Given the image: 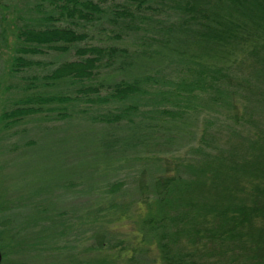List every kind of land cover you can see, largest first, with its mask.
<instances>
[{
	"label": "trees",
	"instance_id": "16d2710c",
	"mask_svg": "<svg viewBox=\"0 0 264 264\" xmlns=\"http://www.w3.org/2000/svg\"><path fill=\"white\" fill-rule=\"evenodd\" d=\"M130 1L136 5L132 6ZM145 1L129 0L111 8L96 0H26L28 13L35 11L39 16L23 17L25 22L16 29L12 72L33 63L26 59V54L54 50L58 53L51 62L56 67L43 77L47 83L67 81L75 88L58 93H26L15 101L12 110L4 112L3 119L12 123L41 112L48 119H62V125L71 118L86 121L96 132L94 159L95 164L101 165L95 167L94 181H97L91 183L94 188L112 177L113 169L129 159L134 146L142 145L143 151H151L163 142L164 130L173 133L164 138L170 145L182 146L187 136L195 134L191 129L196 125L192 113L184 117L186 110L178 114L173 107L160 109L155 104L152 113L162 111L168 117L160 120L143 117L138 114L141 100L182 101L190 108L201 103L197 100L201 94L199 88L209 85L216 88L218 82L225 80L229 90L219 87L222 96L228 105L237 106L238 99L231 89L234 78L229 70L239 58L245 59L249 54L254 55L250 98L263 122L264 0H177L167 20H159L156 27L137 22L146 17L141 10ZM106 20L117 29H143L142 42L134 48L110 43L84 45L98 25L108 29L104 26ZM149 29L154 31L150 33ZM113 30L116 37L122 36ZM70 51L78 58L60 62ZM179 63L195 69L192 79H179L178 85L170 88L160 85L166 82L161 72ZM218 76L222 77L221 81ZM95 105L104 107L105 111L94 113L91 110ZM260 125L257 121L254 131L233 130L229 141L207 153L199 145L204 152L201 157L180 163L183 168L176 163L177 171L166 164L165 170L150 183L142 174L137 189L147 212L139 220L140 249L156 244L160 255L146 257L139 250L129 257L126 255L121 264H264V126ZM83 133L81 140L86 142ZM77 175L65 182L86 185L84 178ZM132 192V189L112 188L107 193L100 191L98 203L95 200L78 218L84 220L83 225L89 221L95 223L98 216L100 221L103 216L98 211L105 204L115 208L108 215H139L132 212V203L114 207L126 201ZM92 213L95 215L91 216ZM56 214L64 219L70 216L67 207L60 208ZM41 218L38 221L45 226L52 228L56 224L54 217L48 221ZM68 228L65 221L57 223L53 235L58 234L59 238L60 232ZM92 236L91 249L104 248L107 232L98 230ZM68 249L73 248L63 246L60 251ZM72 260L69 262H88ZM90 260L114 264L113 260L103 258Z\"/></svg>",
	"mask_w": 264,
	"mask_h": 264
},
{
	"label": "rangeland",
	"instance_id": "374dc122",
	"mask_svg": "<svg viewBox=\"0 0 264 264\" xmlns=\"http://www.w3.org/2000/svg\"><path fill=\"white\" fill-rule=\"evenodd\" d=\"M25 1L11 0L8 3L6 0H0V249L3 254L0 264H78L69 262L71 259H73L72 261L78 259L88 261L83 262L84 264H97L90 260L92 258L113 260L114 264H121L123 259L127 258L126 255L129 257L131 253L142 250L140 249L142 242L139 233V220L147 212L146 205L140 201L142 197L140 190L137 189L138 180L142 174H145L146 178L148 177L147 181L150 183L155 176L165 170L166 164L177 171L180 163L201 157L204 152L198 147L199 145L207 153L218 149L229 141L235 129L243 132L252 129L254 131L257 121L261 124L260 126H264V118L261 122L262 117H257L259 114H256L252 103L254 100L250 98L249 81L253 75L251 61L253 62L254 55H246L245 59H243L244 56L242 59L239 58L229 70L234 78L231 89L238 99L237 106L228 105L222 96L221 89L225 87L229 90L225 80L222 83L218 82L219 86L216 88L210 85L199 88L198 92L201 94L197 100L201 103L190 108L182 101L181 103L179 101L153 103L149 100H141V111L138 114L143 117L151 118L153 116L157 119L168 117L163 116L164 112L162 111L152 113L155 104L160 109L173 107V110L177 109L178 114L186 110L185 114L182 113L184 117L192 113L196 125L191 129L195 130V134L187 136L182 146L170 145L164 141V138L173 135V133L169 131L171 133L169 134L164 130L163 142L152 148L151 151H143L142 145L134 146L130 150L129 159L121 161L113 169L115 172L112 177L103 185H95L96 188H94L91 183L97 181H94L97 173H95V167L97 165L101 167V165L95 164L97 160L94 159L97 155L95 140L93 141L96 132L94 129L92 130V127L86 125V121L80 118H71L70 121L62 125V119H57V117L48 119L41 112L26 115L21 120L12 123H8L11 122L10 119H3L4 112L12 110L16 106L15 101L26 93H58L75 88L67 81L47 83L48 80L43 77L44 74L51 72L56 67L51 62L58 53L54 50L26 54V59L32 60L33 63L17 73L12 72L11 64L17 47V26L25 22L23 17L28 18L31 14L39 16L35 11L31 14L28 13ZM96 1H99L103 6L114 8L116 3L121 4L129 0ZM176 1H145L141 10H144L146 17L137 22L145 26L147 24L151 27L158 26L159 20L161 22L167 20L168 12L174 7ZM131 3L132 6L136 5V3ZM109 21L106 20L104 23V26L108 27L107 30L102 29V25H98L91 31L92 38L83 44L106 45L110 43L134 48L142 42L143 29L137 30L138 32L123 28L117 29ZM55 22L60 21L56 20ZM113 29L117 31L116 33H122V36L116 37ZM151 30L154 31L149 29L150 33ZM77 58L75 53L70 51L59 61ZM194 74V68L190 69L187 65L179 63L169 67L168 71L161 72V77L166 79V82H160V85L169 88L175 87L178 85L176 83L179 79H192ZM221 78L218 76L220 81ZM168 80L170 81L167 82ZM92 108L91 111L94 113L105 111L104 107L96 105ZM82 133L85 134L86 142L81 140ZM35 139L38 141L27 146ZM180 168H183L181 164ZM74 175L83 177L87 184L75 185L70 181L65 182L66 179H70ZM114 183L118 184L113 186ZM111 188L119 191L132 189L133 192L129 197H126V201L122 200L114 207L118 209L132 203V212L139 213V215H108L109 211L115 208L105 204L100 207L101 211H98V215L102 214L103 216L100 221L98 216L95 223L88 220L89 223L83 225L84 220H80L78 215L84 213L95 200L98 203L100 191L107 193ZM95 189H97V195ZM5 207L8 208L5 209ZM63 207L68 208L70 215L65 219L56 214ZM92 215L95 214L92 213ZM41 217L44 221L54 217L56 224L52 228L45 226L38 221L42 219ZM79 220L81 223L78 224ZM63 221L65 224L69 223L70 228L61 230L58 238V234L53 235V230L57 227V223L60 225ZM38 223L39 226H37ZM77 230L78 233L75 234ZM98 230L107 232L104 248L101 250L97 247L91 249V245L94 246L92 235ZM63 246H71L73 249L64 250L65 252L60 251ZM144 247L142 250L144 256L157 257L160 255L158 245L152 244L149 249L146 248L147 246ZM81 263L79 262V264Z\"/></svg>",
	"mask_w": 264,
	"mask_h": 264
},
{
	"label": "water",
	"instance_id": "95a60500",
	"mask_svg": "<svg viewBox=\"0 0 264 264\" xmlns=\"http://www.w3.org/2000/svg\"><path fill=\"white\" fill-rule=\"evenodd\" d=\"M2 256H3V254H2V250L0 249V263H1V261H2Z\"/></svg>",
	"mask_w": 264,
	"mask_h": 264
}]
</instances>
